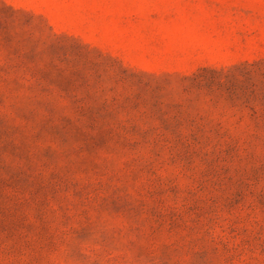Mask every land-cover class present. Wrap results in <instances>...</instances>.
Masks as SVG:
<instances>
[{
	"label": "rangeland",
	"instance_id": "obj_1",
	"mask_svg": "<svg viewBox=\"0 0 264 264\" xmlns=\"http://www.w3.org/2000/svg\"><path fill=\"white\" fill-rule=\"evenodd\" d=\"M0 264H264V0H0Z\"/></svg>",
	"mask_w": 264,
	"mask_h": 264
}]
</instances>
